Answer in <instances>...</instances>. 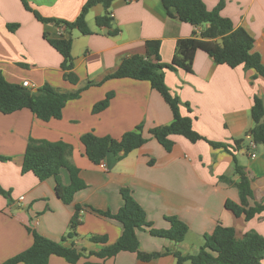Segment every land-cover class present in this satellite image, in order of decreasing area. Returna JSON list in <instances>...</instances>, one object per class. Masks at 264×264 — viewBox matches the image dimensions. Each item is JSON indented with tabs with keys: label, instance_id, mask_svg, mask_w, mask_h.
<instances>
[{
	"label": "crops",
	"instance_id": "obj_1",
	"mask_svg": "<svg viewBox=\"0 0 264 264\" xmlns=\"http://www.w3.org/2000/svg\"><path fill=\"white\" fill-rule=\"evenodd\" d=\"M85 2L29 0L30 7L41 17L67 22L75 20ZM202 2L209 11L223 4L220 15L252 36V53L259 54L264 66V0ZM107 12L113 15L117 36H108L106 29L95 25V18L105 13L101 5L92 7L86 15L91 35L71 32L73 71L78 79L71 84L63 77L61 56L44 39V35L58 38L57 27L37 21L20 0H0V73L5 80L20 86L28 82L32 91L44 85L59 93L80 90L77 97L67 101L58 119L42 121L27 109L8 115L0 113V157L9 158L0 161V188L10 194V199L0 194V264L31 246L28 228L46 239L61 242L76 205L82 207L78 236L65 241V247L97 252L103 246L90 241L95 236L106 237L107 245L115 243L121 235V225L89 208L116 213L123 205L122 189L130 191L152 229L168 230L166 218L171 217L184 223L188 233L183 242L176 244L153 237L149 229H143L136 233L139 251L165 254L144 262L136 253L120 252L109 259L81 258L76 264H177L173 252L196 254L203 235L211 234L217 224L234 228L238 239L249 231L264 237V212L246 222L224 207L227 200L239 202L237 189L218 181L220 176L238 180L231 153L214 149L204 141L191 143L181 136L171 137L174 146L166 152L148 133L172 121L170 108L160 94L147 81L105 79L124 58L144 56V43L148 40L160 42V60L169 64L177 41L207 26L195 28L181 22L173 10L163 8L160 0H114ZM8 25L17 27L10 31ZM254 75L253 70L242 67L217 65L206 53L197 51L192 73L181 69L167 71L164 82L171 94L179 98L181 115L191 119L194 131L202 137L229 146V151L235 140H243L239 149L232 152L251 180L254 202L264 204V145L256 147L253 159L245 151L247 133L253 126V99L258 96L264 101V78ZM107 95H111L107 106L94 113L93 107ZM137 126H142L147 139L142 147L120 161L108 154L103 161L105 169L87 158L82 136L119 139ZM29 140L68 148V161L78 169L86 185L75 193L71 204L58 198L54 178L39 181L30 172L21 173ZM58 179L67 186L68 172L61 170ZM20 197L24 198L21 202ZM186 241L194 244L187 246ZM48 264L69 263L51 256Z\"/></svg>",
	"mask_w": 264,
	"mask_h": 264
},
{
	"label": "trees",
	"instance_id": "obj_2",
	"mask_svg": "<svg viewBox=\"0 0 264 264\" xmlns=\"http://www.w3.org/2000/svg\"><path fill=\"white\" fill-rule=\"evenodd\" d=\"M20 1L37 21L43 24L52 23L57 29L63 28L58 38L50 39L44 35V39L61 56L60 67L63 71V77L71 84H76L78 79L73 71L74 59L71 53L72 39L70 34L74 30H77L83 36L92 34L86 23V15L90 9L96 5H101L105 13L95 18V25L98 28L106 29L108 36L115 37L119 33L118 29L113 28V18L107 12L114 0H86L80 13L72 22L43 18L30 7L29 0ZM160 1L163 8L166 11L173 10L181 22L195 28L204 25L207 27L200 32H193L189 38L178 40L173 58L169 64L160 60V42L148 40L144 43V56L132 55L124 58L117 70L106 76L105 79L127 78L136 81H147L151 88L160 94L170 108L172 121L168 125L152 128L148 133L166 152H171L174 146L171 137L181 136L191 143L204 141L214 149H223L231 153L233 172L238 180L233 181L228 177L220 176L218 181L235 187L238 191L239 202L235 203L227 200L224 207L235 217H243L246 222L251 221L264 212V204L254 202L251 180L244 168L237 164V160L233 155V152L239 149L243 140L233 142L232 152L229 151V146L208 141L194 131L191 119L181 115V102L177 96L171 94L164 82V76L167 71L175 72L178 69L186 73H192L194 55L197 51H202L212 58L217 65H226L232 69L242 67L244 70H253L255 73L254 78H264V66L261 63L260 56L252 53L254 39L244 28H235L230 19L220 15L222 3L209 11L202 0ZM16 27V25H8L10 31H13ZM79 93L80 90L73 93H59L48 85L32 91L20 85L9 83L0 73V113L4 115L27 109L42 121H48L52 118L58 119L67 101L77 97ZM110 98L111 95H107L105 100L96 104L93 107V112L97 113L103 110ZM250 117L253 126L248 131L247 137H250L257 146L264 145V101L262 98L254 97ZM142 130V126H137L134 130L124 133L119 139L87 134L81 137V143L84 146L87 158L94 164L103 162L108 154H112L116 161H120L147 142ZM8 160L9 158L0 157L1 162ZM63 169L69 175L67 186H62L58 179L59 173ZM29 172L39 181L54 178L56 181V194L66 205L72 203L75 193L86 188L85 183L79 177L78 169L68 161V148L62 144L29 140L23 155L21 173ZM0 194L10 199L9 192H5L1 188ZM120 195L123 205L116 213L89 208L97 215L114 220L121 225V235L115 243L107 245L106 237L95 236L91 237L90 241L103 246L97 252H86V250L65 247L63 245L65 241L78 236L76 228L80 223L79 217L82 207L76 205L68 226V232L61 242L46 239L28 228V232L32 236L31 246L2 264H48L51 256L60 257L69 264H76L81 258L109 259L120 252L136 253L138 259L147 262L165 254L164 252L145 254L139 251L136 233L143 229H149V233L153 237L167 239L176 244L183 242L188 233V228L184 223L174 217L166 218L170 228L168 230H154L151 228V224L146 221L145 212L133 199L130 191L122 189ZM173 256L177 264H263L264 238L255 231H249L238 239L234 228L217 224L211 234L203 235V243L196 254L183 255L175 251Z\"/></svg>",
	"mask_w": 264,
	"mask_h": 264
},
{
	"label": "built area",
	"instance_id": "obj_3",
	"mask_svg": "<svg viewBox=\"0 0 264 264\" xmlns=\"http://www.w3.org/2000/svg\"><path fill=\"white\" fill-rule=\"evenodd\" d=\"M110 17H113L112 14H110ZM63 31V28H60L58 29V34H61V32ZM22 87L26 88V89H31V85L28 83V82H24L22 84ZM248 139V145L246 147V152L249 154L250 158H255L256 157V153H255V150H256V147L257 145L252 141V139L250 137L247 138ZM99 166L102 168V169H105V165H104V162H101L99 164ZM23 197H20L18 199V201H23Z\"/></svg>",
	"mask_w": 264,
	"mask_h": 264
},
{
	"label": "rangeland",
	"instance_id": "obj_4",
	"mask_svg": "<svg viewBox=\"0 0 264 264\" xmlns=\"http://www.w3.org/2000/svg\"><path fill=\"white\" fill-rule=\"evenodd\" d=\"M245 151H246V149H245ZM246 153H247V152H246ZM262 237H263V236H262ZM263 238H264V237H263ZM191 243L194 244V242H190V241H186V242H185V244H186L187 246H190ZM199 244H201V242H200ZM197 245H198V244H197Z\"/></svg>",
	"mask_w": 264,
	"mask_h": 264
}]
</instances>
